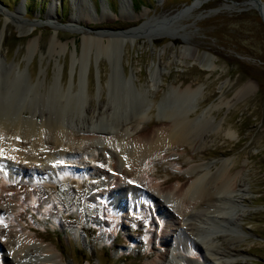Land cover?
Masks as SVG:
<instances>
[{
    "label": "rangeland",
    "instance_id": "374dc122",
    "mask_svg": "<svg viewBox=\"0 0 264 264\" xmlns=\"http://www.w3.org/2000/svg\"><path fill=\"white\" fill-rule=\"evenodd\" d=\"M122 1L0 0V34L5 30L0 38V80L2 90L8 92L5 95L16 96L5 104L13 103L14 114L22 105L37 110L48 106L40 102L45 92L49 96L60 93L64 103L71 98L79 104L66 107L70 115L65 122L74 144L69 151L76 161L66 165L61 150L55 151L59 149L48 144L46 148L55 152L57 171L52 172L55 177L51 180L57 186L40 191L34 184L17 192L34 196L32 201L18 200L28 205L21 223L32 225L46 243L57 246L56 259H63V264H188V256L202 261L198 251L180 252L174 244L161 241V232L173 233L170 228L180 219L165 196L159 194L157 198L168 212L161 211L145 192H138L131 207L130 199L127 205L118 203L134 194L124 188L125 166L116 168L114 156L124 141L118 133L128 129L135 136L137 129L149 124L166 126L165 109L181 103L169 94L170 89L192 85L199 88L189 118L214 107L209 122L203 120V143L197 150L187 144L161 152L151 162L152 168L149 166L148 181L170 180L162 186H182L188 177L178 174H187L191 165L233 160L240 179L234 192L239 227L235 235L246 237L235 242L240 251L227 257L224 264H264V11L260 12L255 0ZM259 1L264 10V0ZM172 13H177L176 17H167ZM155 17L178 37H118V54L101 52L88 44L89 40L106 44L117 38L99 34V30L135 29L145 22L147 29H157ZM50 19L57 26L50 24ZM185 45L197 53H209L214 67L203 69L192 58H182ZM13 66L22 72L9 89ZM248 82L249 89L236 95ZM121 94L128 96L129 111L118 119L114 105ZM143 101L145 111L137 116ZM105 111L107 117L102 120ZM27 112L30 117L31 111ZM220 123L222 129L215 131ZM228 131L233 134L229 136ZM98 134L105 141H96V146H76L85 136ZM45 137L53 140L48 131ZM29 159L28 164H38ZM66 167L73 175H68V180L58 172ZM28 178L20 175L14 180ZM39 179H32L33 183H46L45 176ZM116 186L119 201L111 196ZM35 231L28 233L35 236ZM3 248L6 253L14 251V246Z\"/></svg>",
    "mask_w": 264,
    "mask_h": 264
},
{
    "label": "bare ground",
    "instance_id": "6f19581e",
    "mask_svg": "<svg viewBox=\"0 0 264 264\" xmlns=\"http://www.w3.org/2000/svg\"><path fill=\"white\" fill-rule=\"evenodd\" d=\"M196 3L198 1L190 6L192 7ZM176 14L172 13L167 17H176ZM160 19L159 17L153 18V20L158 22L157 29H147V22H145L141 26L132 29V32L150 39L163 36L178 37L177 34L163 27ZM49 22L53 26H57L54 20L50 19ZM4 31L0 34L1 39ZM89 41L88 44L97 46L101 52H109L111 54L113 51L115 54V51L118 49V38L109 39L106 44L100 41L97 43H94L93 40ZM180 55L182 58H192L199 62L203 69H212L214 67L213 58H211L209 53H197L196 49L189 45H185L182 48ZM113 57L117 58L114 55ZM114 58L113 64L116 69L117 62H114ZM2 61L3 58L0 55V68L2 67ZM11 69H13V80L10 78L11 83H8L9 89L13 86L14 81L19 80L22 72L19 69L16 70L15 66L11 67ZM1 84L3 83L0 80V259L2 261L0 264H59V262L63 264L64 262H61L63 259H59V262L56 259L55 250L58 249L57 246L46 243L45 237L38 231H35L32 225L28 224L24 226L21 223V220L27 215L28 211L26 208L28 205L26 207L18 200L22 198L23 200L30 199L32 201L34 196L26 193L20 196L17 192L20 191L19 193H21L25 187L34 184H36L40 191L57 186L51 180L52 176H54L52 172L55 171L54 173H56L57 171L54 169L57 166L55 163V152L52 149L49 151L46 148L48 144L53 143L52 145L56 149H59L55 151L61 150L62 158L67 161L66 165H74L73 162L76 160L72 158V154L69 151L74 144L70 140V132L65 123L66 119L69 118L68 115H70L66 107L70 104L74 106H78L79 104L75 100L71 102V98L67 103H64L60 93L54 92V94L49 96L45 92L42 94L40 102L48 103L47 107L46 105H42L39 109L34 110L31 106L24 107L22 105L19 108V113L14 114L15 112L13 113L12 111L13 103L8 101L5 104V100L14 95H12L13 93L10 96L5 95L7 91L2 90ZM249 86V82L244 84L237 91L236 95L244 94L249 89ZM198 88L189 85L185 89H170L169 94H173V99H179L181 103H179L178 107L170 106L165 109L163 115L164 120L167 121L166 126L156 128L153 127V124H149L148 128L144 126L137 129L138 131L135 129L137 131V134H134L135 136H131V131L128 129L118 133V136L122 137L124 141L116 147L117 152L114 154L116 160L115 166L118 169L125 166L122 171V178L126 183V187L124 188L129 192L132 191L134 197L131 198L130 195L129 198L127 197V199L125 198V200L123 199L120 202L117 195L119 187L117 186L111 196L112 198L114 197V201L117 199L121 205H127L130 199L129 207H131V203L137 202L138 192L142 194L145 192L151 200L160 206L161 211L168 212L163 207V204L160 203V199L157 198L159 194L160 196H165L168 204L178 211L177 215H179L180 219L177 224L175 223L176 225H173L174 227L170 228L173 233L161 232V241L170 243V245L174 244V249L180 252L184 249L188 250V252L198 251L202 257V261H196L188 256V264H224L227 263V257L235 255L234 253L239 250L235 242L240 238L246 237L245 235H235L239 232V227L234 192L238 189L237 186L240 185L239 174L234 168L235 162L233 160H223L220 164L214 163V165H191L187 174H178L182 177H188L187 182L183 183L182 186L172 185L171 187H163L162 185L167 184L170 180L159 182L153 180L154 182H152L148 181L147 177L151 162L161 152L174 147L181 148L187 144L197 150L202 145V126L205 124L203 120L209 122V118L213 116L212 110L214 107H208L198 114L197 117L189 118L190 111L195 109V106L192 107L191 103L193 99H196ZM123 95L122 97L117 96L115 100L117 103L114 105V110L115 112L117 111L118 115L116 113L115 115L118 116V119L129 111L128 96ZM14 97L12 99L13 102L15 101ZM221 103L228 102L222 100ZM145 106V102L143 101L142 110L137 109L135 114H140L143 110L145 111ZM29 110L32 114L30 117H27V111ZM107 112H103L102 120L107 117ZM127 116L128 114H126ZM220 129H222V123L216 124L214 130L218 131ZM46 131L51 135L52 141L46 139ZM227 134L231 136L233 133L232 131H228ZM84 138L76 142L77 147L96 146V141H105L104 137L99 134L85 136ZM43 154L44 157L42 156ZM29 157L35 159L33 162L38 161V164H28L26 159H29ZM211 165L215 166V168H212ZM151 170L150 172L154 171L153 169ZM58 172L59 176L64 180L68 175H72V171L67 167L59 169ZM20 175L24 177L36 175L37 181L40 180L39 178L42 179L45 176L46 183H33V178L19 181L14 180ZM120 182L124 181L121 180ZM22 199L21 201H23ZM52 209L50 208L49 210ZM37 220L41 222L45 221V219L39 218ZM30 230L35 231V236L31 235L32 233H28ZM199 240H202L205 246ZM5 246H14V251L11 250L10 253L4 252L3 247ZM165 254L167 255V252ZM61 255L63 258L64 255L62 253ZM222 258L225 259L222 260Z\"/></svg>",
    "mask_w": 264,
    "mask_h": 264
},
{
    "label": "water",
    "instance_id": "95a60500",
    "mask_svg": "<svg viewBox=\"0 0 264 264\" xmlns=\"http://www.w3.org/2000/svg\"><path fill=\"white\" fill-rule=\"evenodd\" d=\"M198 1H200V0H198ZM255 3L257 4L260 12L263 14V11H264L263 10V5L260 3L259 0H255ZM122 4H125V1L124 2L122 1ZM132 27H135V26H130V27H127V28H121V29H118V30L115 29V30H112V31L99 30V31H96V32H98L99 34H109V35H112L113 37L123 38V37L130 36V35H136V33L132 32Z\"/></svg>",
    "mask_w": 264,
    "mask_h": 264
}]
</instances>
